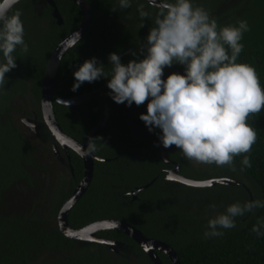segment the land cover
Listing matches in <instances>:
<instances>
[{"label": "trees", "instance_id": "1", "mask_svg": "<svg viewBox=\"0 0 264 264\" xmlns=\"http://www.w3.org/2000/svg\"><path fill=\"white\" fill-rule=\"evenodd\" d=\"M87 1L92 7L91 23L84 38L62 59L56 77L54 110L64 131L80 142L102 117L104 102L91 98L78 105H66L57 102V97L72 98L102 87L110 102V114L106 127L91 138L96 147L93 153L104 160L95 161L91 185L70 210L71 226L80 228L100 219H120L147 237L170 244L181 264H264V236L251 231L253 224L264 221V208L235 218L236 226L224 229L222 237L206 239L203 235L209 218L225 212L228 205L251 199L264 201V110L248 119L257 132V141L247 154L252 166L243 172V156L235 157L236 171H232L229 167L189 161L175 146L165 148L167 157L179 164L181 174L195 179L229 178L230 183L195 187L168 179V171L175 165L162 157L159 131L153 129L149 140L132 138L124 105L112 100L107 78L85 82L78 90H72L73 73L86 59L96 57L109 73L108 55L112 52L120 56L123 64L142 59L139 47L162 8L147 0H132L131 7L122 10L117 0ZM55 2L62 24L57 23L53 7L40 0H21L12 9L22 13L29 51L22 54L18 48L13 54L17 67L5 74L7 83L0 91V264H128L126 258L119 262L107 245L77 246L78 240L66 237L57 224L62 205L84 175V163L74 151H70L71 162L65 154V162H61L54 152L53 133L43 123L41 86L48 61L58 43L82 21V10L76 2ZM192 3L208 10L220 26L247 21L250 30L240 41L244 47L238 62L252 65L264 88V0ZM114 6L115 12L111 10ZM141 8L149 14L147 19L141 18ZM133 51L137 56L130 55ZM172 72L183 74L184 66L176 63L165 68L163 78ZM130 107L134 121L146 127L139 116L146 113L147 102ZM23 118L36 119L41 125L39 134L31 131ZM151 181L133 199L132 192ZM216 197L226 199L227 206L219 203L214 210L199 208V200ZM98 235L136 242L119 230H102ZM160 255L166 264H172L167 255Z\"/></svg>", "mask_w": 264, "mask_h": 264}, {"label": "clouds", "instance_id": "2", "mask_svg": "<svg viewBox=\"0 0 264 264\" xmlns=\"http://www.w3.org/2000/svg\"><path fill=\"white\" fill-rule=\"evenodd\" d=\"M19 2L0 3V91L7 83L5 74L17 67L13 54L18 48L22 54L29 51L22 13L12 12ZM117 3L122 10L130 8L132 0ZM111 10L115 12L117 7ZM140 16L147 19L149 14L141 8ZM249 30L246 20L220 26L203 6L194 7L192 0H169L157 11L139 47L142 59L123 64L120 56L112 52L108 55L110 73L96 57L86 59L73 73L72 90L85 82L107 78L109 95L115 103L141 106L147 102V111L139 118L149 132L161 130L159 140L164 148L175 146L189 161L229 167L232 171H236L235 157L243 156V172L252 166L247 154L257 141V132L248 119L264 110V88L256 69L238 62L244 47L240 41ZM130 55L135 57L137 52ZM176 63L184 66V73L172 72L163 78L164 69ZM94 151L95 144L90 141L88 152ZM216 207L209 205L213 210ZM259 208H264V201L259 199L228 205L225 212L209 218L204 238L222 237L224 229L236 226L235 218ZM251 231L264 236V221L253 224Z\"/></svg>", "mask_w": 264, "mask_h": 264}, {"label": "water", "instance_id": "3", "mask_svg": "<svg viewBox=\"0 0 264 264\" xmlns=\"http://www.w3.org/2000/svg\"><path fill=\"white\" fill-rule=\"evenodd\" d=\"M72 1L76 2L82 10L81 24L75 30L65 36L53 50L47 64L41 86V109L44 120L43 123L47 125V127L51 130L55 138V155L61 162H65L63 156V154H65L69 162H71L70 151H74L82 158L84 163V175L82 179L74 188L69 198L64 202L58 213L57 224L59 226V229L66 237L72 238L74 240L103 243L106 245H110L113 249L114 246L119 245L120 242L116 240L105 239L103 237L98 236L97 233L102 230H119L132 237L142 248H144L149 254V256L153 259L155 264H162V261L160 260L157 251L165 253L171 259L172 264H181L178 253L170 244L159 239L147 237L140 229H138L133 224L127 221L106 218L96 220L80 228H75L71 226L68 221V214L70 210L86 193L89 186L91 185L94 176L95 161L104 160L103 158L95 155L93 152L89 154L88 145L93 135L106 127L110 114V102L108 97L104 94L103 88L101 87L96 90L86 92L84 94L72 98H56L57 102L66 105H78L91 98H100L104 102L105 108L103 115L98 121V123L91 129L84 142H80L76 138L67 134L58 122V119L56 117V113L54 110V92L56 87V77L58 69L67 51L73 48L77 44V41L80 42L84 38L92 19V7L87 0ZM147 1L161 8H163L165 5V3L160 0ZM40 3L50 4L54 9L53 15L56 18L57 23H63V17L58 9V6L56 5L55 0H40ZM123 105L125 119L131 129L132 138L138 141H145L151 139V132H149L148 128L140 126L134 121L131 113V107L128 106L127 103H123ZM22 121L31 131L35 132L36 134H39V129L41 125L36 119L23 118ZM154 129H157L159 131V135L161 134V130L159 128ZM160 148L164 160L167 163H173L175 165L174 168L168 171L167 178L170 180H175L189 186H195L200 184H210L211 186H214L216 183L228 184L232 181V179L223 177L210 179H195L181 174L179 172V164L167 157L165 153V148L163 147L161 142ZM152 182L153 181L141 187H138L135 191H133V199H136L137 194L143 189L150 186Z\"/></svg>", "mask_w": 264, "mask_h": 264}, {"label": "flooded vegetation", "instance_id": "4", "mask_svg": "<svg viewBox=\"0 0 264 264\" xmlns=\"http://www.w3.org/2000/svg\"><path fill=\"white\" fill-rule=\"evenodd\" d=\"M97 235H98V233H97ZM118 242H120V244L117 246H114V249L110 245H107V246H109V249L114 254H116L115 258L119 262L122 263L121 260L124 261V259L126 258L128 264H155L153 259L147 253V251L144 248H142L137 242H123V241H118ZM88 244H103V243L90 242V241H78V243H76L77 246H85ZM104 245H106V244H104ZM65 251L70 252V251H72V249L65 250ZM160 253L161 254H165V253H163L161 251H157L159 258L162 261V264H166L163 261ZM171 263H172V261H171Z\"/></svg>", "mask_w": 264, "mask_h": 264}, {"label": "rangeland", "instance_id": "5", "mask_svg": "<svg viewBox=\"0 0 264 264\" xmlns=\"http://www.w3.org/2000/svg\"><path fill=\"white\" fill-rule=\"evenodd\" d=\"M35 134V133H34ZM48 157V156H47ZM55 157V156H54ZM56 158V157H55ZM57 159V158H56ZM55 159L54 162H56L57 164V160ZM220 197H216V198H212V199H202L199 200V208L201 209H209V205L210 204H215V205H219V203H222V205L225 207L227 206V201L226 199H222V200H218Z\"/></svg>", "mask_w": 264, "mask_h": 264}]
</instances>
